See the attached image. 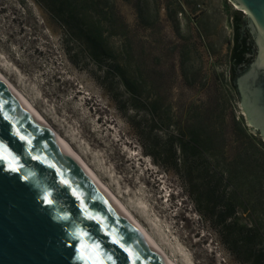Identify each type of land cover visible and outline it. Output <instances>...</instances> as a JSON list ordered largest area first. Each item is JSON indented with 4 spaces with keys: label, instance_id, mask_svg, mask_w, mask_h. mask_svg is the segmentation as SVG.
Listing matches in <instances>:
<instances>
[{
    "label": "rangeland",
    "instance_id": "obj_1",
    "mask_svg": "<svg viewBox=\"0 0 264 264\" xmlns=\"http://www.w3.org/2000/svg\"><path fill=\"white\" fill-rule=\"evenodd\" d=\"M105 1L128 29L105 26L103 35L131 39L138 67L167 101L183 111L209 101L213 115L226 101V118L245 121L228 86L232 16L244 18V11L229 0ZM108 64L78 51L38 1L0 0V69L6 78L178 264H235L208 237L175 175L142 151L138 136L149 141L143 114L124 106L126 91L106 74Z\"/></svg>",
    "mask_w": 264,
    "mask_h": 264
},
{
    "label": "trees",
    "instance_id": "obj_2",
    "mask_svg": "<svg viewBox=\"0 0 264 264\" xmlns=\"http://www.w3.org/2000/svg\"><path fill=\"white\" fill-rule=\"evenodd\" d=\"M36 1L57 17L78 51L97 64L109 63L106 74L115 75L126 91L124 106L143 114L149 141L138 136L142 151L175 175L214 245L235 264H264V141L259 133L241 118L228 120L226 101L216 108V115L206 106L209 101L186 111L167 101L162 89L138 67L131 39L124 36L114 41L103 35L105 26L111 32L128 29V24L116 19L113 4L107 6L105 0ZM241 22L236 12L228 83L236 95L234 66L248 61L240 38ZM127 123L135 129L131 120Z\"/></svg>",
    "mask_w": 264,
    "mask_h": 264
},
{
    "label": "water",
    "instance_id": "obj_3",
    "mask_svg": "<svg viewBox=\"0 0 264 264\" xmlns=\"http://www.w3.org/2000/svg\"><path fill=\"white\" fill-rule=\"evenodd\" d=\"M229 1L245 12L254 44L252 59L233 83L247 125L264 141V0ZM16 131L30 138L31 146L20 140ZM0 144L20 165L12 172L7 162L0 160V264H85L77 251L81 242L89 245V252L102 264H167L1 78ZM73 189L100 221L85 218ZM45 192L50 193L51 205L43 203ZM77 228L87 233L83 241L72 235ZM93 244L98 249H93Z\"/></svg>",
    "mask_w": 264,
    "mask_h": 264
},
{
    "label": "bare ground",
    "instance_id": "obj_4",
    "mask_svg": "<svg viewBox=\"0 0 264 264\" xmlns=\"http://www.w3.org/2000/svg\"><path fill=\"white\" fill-rule=\"evenodd\" d=\"M0 78L4 81V83L20 98V100L41 120L52 132L56 140L61 144V146L78 162V164L86 170L90 176L94 179V181L98 184V186L102 187L108 195L112 198V200L124 211V213L128 216V218L132 221V223L140 230V232L145 236L147 240H149L152 245L156 248L160 256L167 264H178L173 258L169 256L167 251L154 239V237L143 227V225L139 222V220L133 214V211L130 210L127 206H125L120 198L102 181V179L98 176L95 170L90 167L87 162L84 161L82 156L70 145V143L65 140L43 117V115L31 104V102L13 85L6 76L2 73L0 69ZM163 240V239H162Z\"/></svg>",
    "mask_w": 264,
    "mask_h": 264
},
{
    "label": "snow or ice",
    "instance_id": "obj_5",
    "mask_svg": "<svg viewBox=\"0 0 264 264\" xmlns=\"http://www.w3.org/2000/svg\"><path fill=\"white\" fill-rule=\"evenodd\" d=\"M16 135L19 136L20 140L27 141L28 145L31 146L30 138L25 137L23 135H20L19 131H16ZM0 149H2V151H0V160L6 161L8 168L12 172L18 171V169L20 168V165L17 163L18 158L13 156V154L7 149V147L3 146L2 144H0ZM33 159L34 160H43L42 157H38V156H33ZM43 162L48 163V161H46V160H43ZM50 166L55 167L54 165H50ZM61 182L63 184H68L67 180H62ZM72 194H73V196L76 197L77 200H80V206H81V209L83 210L85 218H87L89 220H97V221L101 220L100 217L95 216L94 214H92L91 212L88 211L83 200L81 199V194L79 192H77L75 189H73ZM49 195H50V193H48V192L44 193V196H43V203L44 204L51 205L53 203V201L51 199H49ZM63 218L67 219V216H65ZM72 235L74 238H77L81 241H83V239L87 237V233L84 232L83 230L79 229V228H77ZM114 242L119 243V241H116L115 238H114ZM91 247L93 249H98L99 246L93 244V245H91ZM121 247H123V245H121ZM77 251L79 253V258L84 260L85 264H102V262L99 259L95 258V256L89 252V245L81 242Z\"/></svg>",
    "mask_w": 264,
    "mask_h": 264
},
{
    "label": "flooded vegetation",
    "instance_id": "obj_6",
    "mask_svg": "<svg viewBox=\"0 0 264 264\" xmlns=\"http://www.w3.org/2000/svg\"><path fill=\"white\" fill-rule=\"evenodd\" d=\"M246 23H247V20H246V15H245L244 18H242V22H241L240 27H239V32H240V38L243 39L244 44L246 46L245 56L248 59V61L246 63L234 66V71H233L234 77L247 66V64L252 59L253 54H254L253 38H252V35H251Z\"/></svg>",
    "mask_w": 264,
    "mask_h": 264
}]
</instances>
